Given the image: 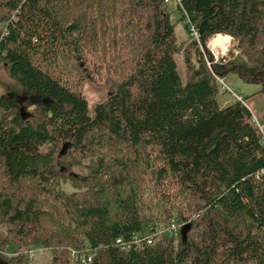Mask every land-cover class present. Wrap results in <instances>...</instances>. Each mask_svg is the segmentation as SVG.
Returning <instances> with one entry per match:
<instances>
[{"label": "trees", "instance_id": "16d2710c", "mask_svg": "<svg viewBox=\"0 0 264 264\" xmlns=\"http://www.w3.org/2000/svg\"><path fill=\"white\" fill-rule=\"evenodd\" d=\"M168 1L0 0V65L28 95L0 94V264H30L33 245L53 264L88 248L91 264H264L262 134L242 103L221 107L214 76L264 94V0H176L177 23ZM180 23L200 43L179 42ZM218 34L238 56L214 62ZM87 77L111 92L93 116ZM63 155L87 174L60 177ZM172 220L186 240L116 243Z\"/></svg>", "mask_w": 264, "mask_h": 264}, {"label": "rangeland", "instance_id": "374dc122", "mask_svg": "<svg viewBox=\"0 0 264 264\" xmlns=\"http://www.w3.org/2000/svg\"><path fill=\"white\" fill-rule=\"evenodd\" d=\"M176 3H177L176 0H169L167 2V10L170 13L171 20L173 23H177L181 16L180 13L177 11ZM176 32H177L179 42H183L184 45L188 46L192 38H191L190 33L187 30L186 23H180L177 26ZM237 46H238L237 42L234 39H232V45L230 47V50L225 56V59L227 61L231 59L232 55L234 57L239 55V50ZM206 49L210 53V50L207 48V46H206ZM190 54H191L190 56L193 59V61H196V57L194 53L192 52ZM175 58H176V62L178 65V72L180 74L182 82L183 84H186L187 66L185 63V53L184 52L178 53L176 54ZM226 82H227L228 87L233 92L240 94L246 99V103L250 106L253 113L257 116V118L261 119L262 123H264V94L262 93V85L246 83L238 75H235V74L228 75L226 77ZM79 91L88 102L89 113L91 116L94 115V108L96 107V105L100 104L101 102H104L108 98V96L111 94V92L108 90L107 87L96 83L90 77H87L85 81L81 83L79 87ZM3 93H8V94L13 93L15 98L16 97L25 98L26 96H28L27 94L22 92L21 89L17 87V84L8 77V74L6 70L4 69V67L0 65V94H3ZM217 100L220 103L221 107H224V106H227L233 103V100L229 94H222L220 92L217 96ZM44 150H46V147L44 148ZM66 152L67 151L64 152V155L66 154ZM64 155L61 157L58 156V160H59L58 161L59 162L58 171H59L60 177L70 176L72 172L73 174L81 175V176L87 174L88 170L86 169L85 165L89 163V160H85L82 166L75 167L73 171H67L66 166L62 164ZM65 189L67 191H72V189L69 187L67 188L65 187ZM5 234H6V229L3 227H0V238L5 237ZM17 250H18L17 246L13 242H11L8 245L7 254L13 255ZM27 255L29 258H30V255L32 256V260L29 259V261L31 262L30 264H53L52 254L40 245H33L31 248H29Z\"/></svg>", "mask_w": 264, "mask_h": 264}, {"label": "built area", "instance_id": "2783aa9c", "mask_svg": "<svg viewBox=\"0 0 264 264\" xmlns=\"http://www.w3.org/2000/svg\"><path fill=\"white\" fill-rule=\"evenodd\" d=\"M191 37L197 40L200 43V35L199 32L194 28H190ZM232 45V37L229 35L218 34L213 37L211 41L207 43V48L210 50V53L213 56L214 62H219L220 60H226L225 56L227 55L230 47ZM203 53H205L203 47L201 46ZM207 58V57H206ZM208 65H211V61H208ZM215 79L219 86V91L222 94H229L232 98L233 102H239L245 105L252 113V123L259 129L262 134V144L264 145V123L261 122V119L257 118V116L253 113L250 106L246 103V99L233 92L227 85L226 78L223 76L215 75ZM167 234L169 237L178 240L181 235V227L179 224L172 220L168 228L164 230H151L144 231L140 233H134L130 235L127 239L124 237L118 238L116 240L117 245H119L123 250H130L134 246L142 243H146L148 245L154 244V237L156 235ZM70 254L73 260L79 262V264H91L93 258L96 255L95 250H90L88 248V252L86 254H82L80 251L71 249ZM30 260H32V256L30 255Z\"/></svg>", "mask_w": 264, "mask_h": 264}, {"label": "water", "instance_id": "95a60500", "mask_svg": "<svg viewBox=\"0 0 264 264\" xmlns=\"http://www.w3.org/2000/svg\"><path fill=\"white\" fill-rule=\"evenodd\" d=\"M63 151H64V148H63ZM190 227H191V224H187L181 228V236H182L183 240L187 239V235H188V231H189Z\"/></svg>", "mask_w": 264, "mask_h": 264}]
</instances>
